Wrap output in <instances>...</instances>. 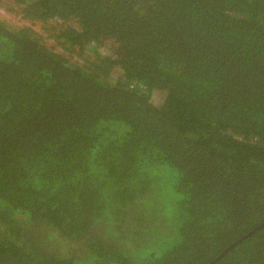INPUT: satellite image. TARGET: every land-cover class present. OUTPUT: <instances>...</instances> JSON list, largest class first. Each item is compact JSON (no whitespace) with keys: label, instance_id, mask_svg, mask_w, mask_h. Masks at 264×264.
<instances>
[{"label":"trees","instance_id":"obj_1","mask_svg":"<svg viewBox=\"0 0 264 264\" xmlns=\"http://www.w3.org/2000/svg\"><path fill=\"white\" fill-rule=\"evenodd\" d=\"M12 2L0 264H264V0Z\"/></svg>","mask_w":264,"mask_h":264},{"label":"rangeland","instance_id":"obj_2","mask_svg":"<svg viewBox=\"0 0 264 264\" xmlns=\"http://www.w3.org/2000/svg\"><path fill=\"white\" fill-rule=\"evenodd\" d=\"M15 11L16 8L14 7L12 0H0V19L2 21H5L14 28L26 27L39 34L42 38L41 42L45 47L53 53L63 57L66 63L85 67L94 58L91 51H87L82 55H77L74 52L68 51L59 41L51 38L46 29L51 30L55 28V30H57L58 26H61L60 23L57 25L55 24L57 21L48 22L45 25H42L41 23H31L23 20ZM66 25H70V23H67ZM152 99L157 103L160 102L157 95H153Z\"/></svg>","mask_w":264,"mask_h":264},{"label":"water","instance_id":"obj_3","mask_svg":"<svg viewBox=\"0 0 264 264\" xmlns=\"http://www.w3.org/2000/svg\"><path fill=\"white\" fill-rule=\"evenodd\" d=\"M264 226V224H261L260 226H258L257 228H255L253 231L259 229L260 227ZM252 231V232H253ZM252 232H250L249 234L245 235L244 237H242L241 239H244L245 237H247L248 235H250Z\"/></svg>","mask_w":264,"mask_h":264}]
</instances>
